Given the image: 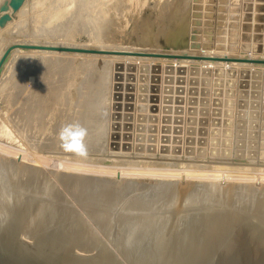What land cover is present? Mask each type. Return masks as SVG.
<instances>
[{
	"label": "rangeland",
	"instance_id": "1",
	"mask_svg": "<svg viewBox=\"0 0 264 264\" xmlns=\"http://www.w3.org/2000/svg\"><path fill=\"white\" fill-rule=\"evenodd\" d=\"M20 1L0 0V17L7 15L10 18L9 21L7 20L8 18L3 20L2 25H0V52L9 42L38 44L56 42L68 46L75 45L78 47L100 48L105 50L156 51L205 55L218 54L264 58V0H261V9H263L261 11L263 16L261 26L263 28L259 31V34L263 36L261 41L257 39L258 32L253 30V27L256 26V21L252 18L250 21H246L250 24L249 29L242 30L241 28V24L244 22L241 19L243 14L248 12L253 17L256 13L254 10L255 6L260 0H24L19 10L14 11L15 9L13 10L11 3L17 2L18 4ZM246 2H250L252 5L250 11H243V5ZM233 20L234 22H238L236 28L231 25ZM243 37L245 40H243ZM253 37H256L257 40L253 39ZM233 38H235V42L232 41ZM242 42L261 44L263 51L261 53H253L247 50L246 52L240 51L238 46ZM229 44H236L237 50H227V45ZM215 45L221 46L222 48L215 50ZM12 52L6 58L7 61L4 64L6 67L3 66L4 69L0 72V127L4 129H0V133H2V135L0 134V143H3L0 144V146L3 145L0 148L2 150L0 151L2 153H0V206L2 204V197L4 198L10 192L11 182L8 170L11 168L10 164L12 165L16 160L25 163L28 162L37 167L41 166L40 168L41 170L44 169V172L46 170L45 168H47L46 175H48L49 180L56 187L55 190L58 196L61 199L63 198V201L70 203L73 211H79L83 215H85V212L88 215L93 212L94 214L98 213L97 215L99 213L102 214L104 218L101 215H99L100 218H95L97 215L95 214V216L93 214L97 222L99 221L102 224L109 218L108 216H114L113 218H116L115 215H118V213L119 217L121 214L129 215V213L132 217L133 214L137 217H142V215L145 217V215L159 214L161 212V214H165V209L163 208L166 207L167 200L173 197L172 195L176 192L174 186L178 176L175 177L177 171L173 163L189 162L188 160L182 161L180 159L183 157L186 158L185 156L199 158L193 159L192 161L191 159L189 160L191 163L194 162L197 165L195 168V164L193 163V168H195L193 170L194 174L197 173L198 175L202 171L204 173L203 175L200 174L201 176L193 174V178L190 179L188 184L193 185L192 187L196 186V188L203 186L206 190L208 189V184L204 182L210 179V174L207 178L203 179L204 181L201 179L199 180L201 182H199L196 179H200L202 176L204 178L209 173L207 165L212 164V162H217V159L222 160V157H217V159H215L216 157L208 156L200 157L208 152L209 149L211 150L212 147L216 148L217 156H221L223 152H227V155H229L234 150L235 153L237 152V155L244 156L242 159L245 162L240 164H245L246 167H259L260 165L264 167V66H254L244 63L230 64L228 66V68L235 70V74L229 77L223 76L222 78L223 80L232 78L235 81L233 116L231 117L230 126H227L223 117H221L220 131L222 133L223 130L226 134L224 136L219 135L214 139L208 133L203 134L201 132L203 125L199 115L197 116V113L188 111L189 106L199 108L198 100L202 96L199 90L202 86L204 87L202 84H212L213 76L212 74L209 76L201 74L191 75L187 71V68L192 66V64H197L198 66H202L203 64L222 66L220 63L212 64L209 61H193L192 63L191 60L177 62L176 60L111 57L110 55L82 53H76L75 55L74 53L62 52L42 53L39 50L26 49H14ZM117 60L134 61L137 65L142 62L149 64L159 63L161 68L167 63L185 65V72L178 73L176 77L171 73V81L169 82L166 81L168 76L166 77L162 70L160 72L158 82L160 86L158 110L155 113L157 116L155 131L148 130V125L152 123L147 121L150 115L147 109L142 113L145 116L143 122L137 120V116L141 112L136 110L138 104L137 96L139 95L136 86L139 84V72L135 71V79L132 82L134 85L132 91L134 96L133 110L131 111L132 119L125 121L121 109V115L116 120L119 127H121L118 130L119 137L115 139L110 137L112 133L111 114L113 112L111 108L114 84L113 64ZM147 74L150 75V73ZM192 77L196 79L195 83L191 82ZM121 83L124 84V80ZM145 83L149 84V80H146ZM166 84L168 85L166 86ZM191 84H195L193 85L195 92L192 94L189 93ZM181 87L182 91H180ZM166 88L169 89L166 90ZM208 88L210 90L211 85H208ZM163 90L166 91L163 92ZM121 92L124 94L123 89H121ZM189 96L195 97L197 100L196 103H189ZM161 102H163V105ZM121 103L123 104L124 102L121 101ZM145 104L148 106L149 103L146 101ZM206 117L207 120L210 118L209 112ZM127 123L130 126L124 130L123 127L127 126ZM138 127L139 129H137ZM207 128H209L208 124ZM127 130L130 132L129 136H131V139L124 141L122 135ZM166 137V144L160 146L161 144L157 142ZM152 138H154V142L149 140ZM211 139L213 143H210ZM114 141L119 145L127 143L129 149L125 151H121V149H118L119 151L110 150L109 145ZM151 143H153V151L147 149L151 147V145H148ZM136 144L141 146V149L136 150ZM4 146L6 149L3 148ZM7 149L8 151H6ZM11 150H16L14 151L16 154L14 153L13 155V151ZM238 158L240 157L234 158L235 161L241 160V158ZM228 159L226 158L225 161H228ZM75 161L76 165H74ZM171 161L173 165L169 164ZM163 162L165 166H163ZM79 163L84 167L80 166L81 164L79 165ZM131 163L135 164L133 165ZM198 163L200 166H198ZM145 164H149V168H147V165L144 166ZM105 165H108V168ZM135 165L141 168L135 167ZM74 166L76 168L78 166V170ZM88 166H90L89 169ZM150 166H153L154 169H150ZM172 166L175 168L174 172L171 170L175 174L173 176L168 171ZM262 167L258 168L259 173H255L257 171L256 169L251 173V170H248L249 172L246 171L247 174L245 172V175L241 174L239 176L240 178L242 177L241 179H238L239 177L236 176L237 179L232 178L231 180H227L230 184H235L234 186L238 188V191L243 189L241 190L242 192L249 185L251 189L247 188L244 191L245 193L241 192V199L240 196H237L240 200H246L247 202L245 201V206L240 205L239 207V204H237L239 199L234 197L233 194L229 196L232 202L229 198L225 199L226 197H224L223 200L220 195L215 194L213 204H218L221 207L217 205V208H215L214 206V211L216 209L215 212L219 209L221 211L219 210L220 212L211 216V218L215 220L221 219L224 213L222 211L225 208H233L232 206L234 205L237 206H234L236 209L241 208V212H244V214L247 212H249L248 214L256 213L258 207L253 205V209H250L252 208V204H249L248 199L249 197H253L252 195H254L255 189H257L256 186L259 183L256 184V181L253 180H257L260 177L257 178L258 174L260 175L262 172L260 170ZM144 168H147V170ZM197 168H199V172H195ZM117 169L119 171L121 170L122 174L118 175L121 171L117 172ZM128 170L131 172L127 173ZM50 171H54L52 172L53 174ZM57 171L58 173L61 172L60 175ZM167 171L171 175H168ZM54 175L59 176H56L59 179ZM65 175L67 176L66 178H64ZM74 175H78V179L74 178ZM88 178L92 181L91 183ZM70 179H74L75 183H82V180H84V184L86 182L90 184L95 182V186L94 183L92 185L94 186L93 188L90 184L89 186L88 184L81 185L77 183L75 185L80 186V189L78 188L79 186L77 187L79 189L77 191V188L74 187L73 180ZM112 179L118 181L115 182ZM193 179L195 180L193 181ZM126 180L127 183H130L127 184ZM238 182L241 183L239 184ZM252 183L254 186L251 185ZM124 184L126 187L129 186L125 189ZM108 185L111 187V190H109ZM240 185L243 186L240 187ZM122 187L124 190L120 189ZM236 187L234 188L235 190ZM252 187L253 189L255 188L254 191ZM70 190H72V193L76 190L75 193L79 192V196H77V193V195L70 193L71 196L69 197L68 192ZM103 190H106L107 193ZM99 191L100 193H98ZM111 191L113 194H111ZM247 191H249L248 194H246ZM89 192L90 194H87ZM102 193L104 195H101ZM203 194L202 191L199 192L200 196ZM91 195L94 199L92 197L90 198ZM200 196L198 197L200 198ZM216 196H219V198ZM236 199H238L237 202ZM79 201L82 202L79 203ZM220 201H222V205ZM117 203L119 205L116 208ZM198 203L192 205L193 207L191 208L193 209H184L181 211L182 214L181 212L176 213L177 215L175 217L178 214L181 217V220L177 217L179 221H176L180 224L178 223L179 229L176 225V231L179 230L181 232L184 230L182 228H185V224L191 220L192 216L195 217L197 213L200 215V211L204 209V212L206 210L209 211L208 205L202 202L200 203L202 206ZM247 203L250 205L249 207L246 205ZM3 204L5 208L8 207V202L4 201ZM226 204L230 207H227ZM256 207L257 209L254 210ZM116 209L120 211L116 213ZM126 209L132 210L127 211ZM104 211L108 215H104ZM121 211L123 212L120 214ZM195 211L198 212L196 213ZM110 212H112V215H109ZM189 212L191 213L190 215L188 214ZM204 212H202V216L200 215L202 217L201 220L205 217L210 218L209 213L205 214ZM184 214L186 216H183ZM187 215L191 218L189 220L187 218L186 221L184 218ZM125 217L122 218L123 221ZM130 217V220L135 219V217L134 219ZM101 218L106 220L102 221ZM125 220L124 223H127L128 220ZM196 220L198 219L196 218L191 221L196 222ZM114 221L111 224L116 225L118 221L113 223ZM97 222L95 221V227L96 225L99 226ZM119 222L118 227L122 224L121 221ZM165 223L166 220L163 224L161 222L162 225H160L163 226ZM5 228L7 227H0V234L5 231ZM24 236L21 235L19 238L23 242H28V238H24ZM95 247L98 248V246L91 245L89 251L91 253L94 252ZM110 249L112 252H116L115 249L117 250L116 247H110ZM250 255H254L251 247Z\"/></svg>",
	"mask_w": 264,
	"mask_h": 264
},
{
	"label": "water",
	"instance_id": "2",
	"mask_svg": "<svg viewBox=\"0 0 264 264\" xmlns=\"http://www.w3.org/2000/svg\"><path fill=\"white\" fill-rule=\"evenodd\" d=\"M24 0L11 3L14 11L19 10ZM17 4V5H16ZM16 5V6H15ZM262 3L261 0L255 6L256 13L253 17L246 12L242 16L241 28L249 29L250 24L246 21H250L252 18L256 21V26L253 30L258 32V41L262 40L259 31L262 30L261 21L262 16ZM252 5L250 2H246L243 5V11H250ZM7 15L0 17V25L3 20L7 19ZM235 19V18H234ZM8 21L10 18L7 19ZM233 27L238 26V22L231 23ZM257 35V34H256ZM245 37V35H244ZM243 37V40H245ZM257 37V36H256ZM256 37L253 39L257 40ZM235 42V38L232 40ZM221 46L215 45L214 49H221ZM14 49H26V50H41V51H56L66 53H82V54H99V55H111L121 57H147V58H158V59H177V60H192V61H209L212 64H219L222 66H211L204 65L198 66L197 64L187 68V71L191 75L201 74L209 76L212 74V84H202L199 90L202 95L198 104L201 112L199 118L203 128L201 132L207 134L216 139L217 136H224L226 133L220 129L221 117L227 126L231 125V117L233 116V106L235 100V84L232 78H226L223 80V76L229 77L235 74V70L228 68L230 64H259L264 65V58L248 57V56H229V55H205V54H191V53H175V52H156V51H133V50H105L100 48H89V47H78V46H58V45H47L38 43H10L8 44L0 55V68L4 63L9 53ZM240 51H252L253 53H261L263 47L261 44H249L242 42L238 46ZM227 50H237L236 44L227 45ZM223 63V64H221ZM113 94H112V114H111V129L112 133L110 137L112 139L119 137V127L116 120L121 115V109L123 111V119L130 121L132 119L131 111L133 110V99L132 94L135 79V71L139 72V84L136 86L138 90L137 106L136 110L141 112L137 116V120L143 122L145 119L142 114L146 109L149 112L147 121L152 123L148 125V130L155 131L157 122V116L155 115L158 110L159 101V79L160 72L165 73L166 81H171V73L176 72L184 73L185 66H178L174 69L172 66H166L161 68L159 63H138L129 60H117L113 64ZM258 71V70H257ZM147 73H150L148 75ZM170 73V74H169ZM148 76V77H147ZM191 82H196V79L192 77ZM124 80V84L121 83ZM146 80H149V84H146ZM207 82V81H206ZM168 85V84H166ZM191 84L189 87V93L195 92L194 86ZM208 85H211L209 90ZM124 90V94L121 92ZM169 88H166V90ZM166 90H163L165 92ZM182 91V87L181 90ZM148 93V94H147ZM209 96V97H208ZM121 101L124 103L122 104ZM146 101L149 103L146 106ZM195 97L189 96V103H196ZM164 102V100H163ZM122 105V106H121ZM210 107V108H209ZM190 112L197 113V108L189 106ZM196 110V111H195ZM210 114V118L207 120L206 115ZM125 113V114H124ZM201 115V116H200ZM208 122V123H207ZM128 124V123H127ZM207 124L209 128H207ZM126 125V124H125ZM129 124L124 126L123 129L129 128ZM141 128V127H140ZM139 129V127L137 128ZM129 130L124 132L122 139L129 141ZM154 142V138L149 139ZM126 143V142H125ZM210 143H213L212 139ZM151 147L148 150L153 151V143L148 144ZM110 150H127L129 149L128 144H117L115 141L109 145ZM135 149H141L138 144L135 145ZM216 148L210 150L209 153L216 155ZM227 152H223L221 156L229 157ZM237 155V153H236ZM237 156H241L240 154ZM244 157V156H241ZM242 210L236 208H227L224 210L221 219L215 220L213 218H205L200 221H190L185 224L183 232H187L189 229H193L194 226L202 224L201 230L205 241L199 248L195 247L196 243L193 242H179L178 247L164 248L163 246L154 248L149 253H143L138 257L130 258L128 254H124L120 249H115L116 252L109 253L101 248H96L94 252H90V246H86L83 242L74 240L70 243L57 244L51 241H42V238L38 240L34 239L31 242H23L19 238V233L15 235L10 244L0 241V264H264V219L258 216L256 213L246 215ZM186 230V231H185ZM1 236V235H0ZM197 241L199 240L198 237ZM196 240V239H195ZM198 243V242H197ZM250 247L254 252V255H250ZM162 248H164L162 250Z\"/></svg>",
	"mask_w": 264,
	"mask_h": 264
},
{
	"label": "bare ground",
	"instance_id": "3",
	"mask_svg": "<svg viewBox=\"0 0 264 264\" xmlns=\"http://www.w3.org/2000/svg\"><path fill=\"white\" fill-rule=\"evenodd\" d=\"M33 42V41H32ZM10 43H16V42H9L8 44ZM25 43V42H24ZM7 44V45H8ZM35 44V43H34ZM47 44V43H46ZM51 45H60V46H68V45H65L63 43H56V42H50ZM50 44H47V45H50ZM63 44V45H62ZM72 44V43H71ZM6 45V46H7ZM5 46V47H6ZM73 46V45H71ZM75 46V45H74ZM81 47V46H80ZM4 50V48L2 49V51ZM2 51L0 52V55L2 53ZM25 51V50H24ZM30 52V51H29ZM37 52V51H35ZM39 52H42V53H52V52H56V51H41L39 50ZM11 53H13L11 51ZM61 53V52H60ZM62 53H66V52H62ZM72 54V53H71ZM76 53H74L75 55ZM111 56V55H110ZM113 57V56H111ZM116 57H121V56H116ZM249 57V56H248ZM9 58V57H8ZM136 58H139V57H136ZM141 58H147V57H141ZM121 59V58H119ZM148 59H153V60H158V58H148ZM161 60V59H160ZM162 60H167V61H173V60H176L177 62L179 61H183V60H177V59H162ZM7 60L5 59L4 63L2 64L1 68H0V72L2 71L3 66L5 64ZM175 61V62H176ZM186 61H190V60H186ZM191 62L193 63V61L191 60ZM196 62V61H195ZM194 62V63H195ZM198 63V62H197ZM196 65V64H194ZM205 65V64H204ZM207 65H210V64H207ZM252 65H259V64H252ZM166 66H172L174 69H176L178 66H185L183 64H173V63H167V64H164L163 65V68H166ZM203 66V65H202ZM214 66V65H213ZM229 66V65H228ZM261 67L264 66V65H260ZM6 67V65L4 66ZM201 67V65H200ZM241 69V68H240ZM175 75V77L177 76L176 72L172 73ZM177 79V78H176ZM168 83V82H166ZM167 86V85H166ZM86 92V91H85ZM46 102V101H45ZM162 105H163V102H161ZM180 107V106H179ZM39 110V109H38ZM45 110V109H44ZM196 111V110H195ZM201 112V109H197V116L199 115L198 112ZM199 112V113H200ZM196 114V113H195ZM201 116V115H200ZM34 118V117H32ZM38 124V123H37ZM0 129H2V127H0ZM4 130V129H2ZM2 135V133H0ZM4 136V135H3ZM167 136V135H166ZM158 141V140H157ZM166 141H167V137L161 141H158L157 143L161 144L160 146H164L166 144ZM6 143V142H4ZM156 143V144H157ZM0 144H3V143H0ZM5 145V144H4ZM3 146V145H1ZM0 146V148H1ZM8 146V145H7ZM6 146V147H7ZM157 146V145H156ZM5 148V146L3 147ZM6 149V148H5ZM16 149V148H15ZM10 150V149H9ZM18 150V149H17ZM2 151V150H0ZM4 151V150H3ZM8 151V149L6 150ZM13 151V150H11ZM16 151V150H14ZM12 152L13 155L15 152ZM19 151V150H18ZM17 151V154L19 153ZM23 151V150H22ZM113 151V150H112ZM116 151V150H114ZM119 151V150H118ZM121 151H125V150H121ZM31 152V151H30ZM233 153H231V155L229 157H223V156H217V155H213L211 153L206 152L204 155H201L200 157H204V156H208V157H216L215 159H217V157H222V160H218L217 159V162H212V164H209L207 165V169L209 168V173L207 174L206 171L204 178L200 177V179H196V181H199L202 179V181H204L203 179L207 178L208 175H209V180L204 183H207L208 184V189L206 190L205 188H203V186L201 187H198L196 188L195 187H192L193 185H190L188 184L190 182V179L193 178V174H194V169L196 168V163L195 164V168H193V163L190 162L189 159H191V161L193 159H199L197 157H192V156H185L186 158H180L182 161L183 160H188L189 162H176V163H173L172 164V161L171 163L169 162L170 165H173L175 168H176V173L177 175H175L174 172L175 171V168L170 167L171 169L168 170L171 172L172 176L173 174L176 176H178V179L176 180L175 182V194H173L168 201L167 205L165 208L164 211H165V214H151V215H148L144 217V215L136 217L134 216L133 214V217L128 214H126L127 216H131L133 219L135 217L134 220H130L129 217L126 218L127 216L126 215H122L121 213L123 211L120 212V214L122 216H126L125 219H127V223L124 221H126L122 218L121 215L120 218L118 215V209L116 213H118V215H115L116 218H113L112 216H108L107 220L106 219H102L103 220H106L105 223L103 222V224L99 221L97 222V220L95 218H100L99 215L102 216V214L99 213V215H96L93 213H91L90 215H88L87 212H85V215L81 214L79 211H73V208L71 206L70 203L66 202V201H63V198L61 199L59 196H58V193L57 191L55 190L56 187H54L53 183L49 180L48 178V175H46V170L48 171L47 168H45V172L43 170H41V166L40 167H37L36 165L34 164H31V163H25L23 161H20V160H16L14 163H12V165L10 164L11 168H9V177H10V182H11V189H10V192L8 193V195L6 194V196H4V198L2 197L1 199V206H0V227L4 226V227H7L5 228V231L4 232H1V236H0V241H3L4 243H7V244H10V242L12 241V239L15 237V235L17 233L21 234V235H25V237L28 238L29 241H32L34 239H41L42 238V241H51L53 243H57L58 245L59 244H64V243H70L74 240H78L80 242H83V244L87 245V246H98V248H101L100 250H104L103 248H106V251L109 253H111L110 251V247H116L117 249H120L124 254H129L130 258H133V257H138L139 255L143 254V253H149L151 252L154 248L160 246V247H164L166 249L168 248H172V247H178L179 246V242H193V243H196L194 246L197 248H199L200 245H202L205 241L204 237H202L203 235V230H201V226L202 224L199 223V225L197 226H194L193 229H189L187 232H183L184 230H182L181 232H179V230L176 231V225H177V228L179 229L178 225L179 224L177 223V217H179V214L177 217H175V215H177L176 213L177 212H181L183 211L184 209H193L191 207H193L192 205H196L198 203V200H199V203H205L206 205L209 206V211L206 210V212L203 211H200V215L202 216V212H204L205 214L209 213V216L210 215H215L216 213L218 214V212L221 211V209H219L217 212L214 211V206L215 208H217L216 206L218 205H215L213 204L214 203V197H215V194L216 195H220L221 198L223 199L224 197H226L225 199L229 198V200L231 201V198L229 197L230 195L233 194L234 197L238 198L237 196H240V199H241V190L243 189H239L240 191H238V188L236 186H234L235 184L233 183H229L227 180H231L232 178H236L239 177L241 174L243 175L246 171L249 172L248 170H251V172H253V170H257L255 171L258 172V168L259 167H262V165H260L259 167H255V166H252V167H246L245 164H240V163H244L245 160L242 159L241 156H237L235 151L233 150L232 151ZM1 153V152H0ZM5 153V152H3ZM8 153V152H7ZM2 154V153H1ZM6 154V153H5ZM16 154V153H15ZM21 154V152H20ZM33 154V153H32ZM108 154V153H107ZM19 155V154H18ZM24 155V154H23ZM110 155V154H109ZM21 156V155H20ZM33 156V155H32ZM36 156V155H35ZM190 157V158H189ZM237 157H240L241 160L239 161H235L234 158H237ZM2 158V157H1ZM4 158V157H3ZM17 158V157H16ZM21 158V157H20ZM25 158V157H24ZM46 158V157H45ZM175 158V157H174ZM223 158H229L228 161H223ZM238 158V159H240ZM23 159V158H22ZM220 159V158H219ZM231 159V161H230ZM1 160V159H0ZM44 160V159H43ZM48 160V159H47ZM35 161V160H34ZM195 161H198V160H195ZM230 161V162H229ZM175 162V161H174ZM210 162V161H208ZM41 163V162H40ZM49 163V162H48ZM76 165V161L74 162ZM122 163V162H121ZM45 164V163H44ZM70 164V163H69ZM68 164V165H69ZM72 164V163H71ZM81 163H79L80 165ZM88 164V163H87ZM133 164V163H131ZM135 164V163H134ZM133 164V165H134ZM166 164H168L166 162ZM199 164V163H198ZM43 165V164H42ZM49 165V164H48ZM47 165V166H48ZM52 165V164H51ZM54 165V164H53ZM67 165V163H66ZM78 165V164H77ZM129 165V164H128ZM147 165V168H149V164H145L144 166ZM169 165V166H170ZM7 166V165H6ZM9 166V167H10ZM46 166V165H45ZM46 166V167H47ZM64 166V165H63ZM82 167H84L82 164L80 165ZM98 166V165H97ZM100 166V165H99ZM108 166V165H107ZM106 165L105 167L108 168ZM131 166V165H130ZM139 167L138 165H135V167ZM163 166L164 165V162H163ZM167 166V165H166ZM200 166V164L198 165ZM2 167V166H1ZM49 167V166H48ZM53 167V166H52ZM65 167V166H64ZM63 167V169H64ZM71 167V166H70ZM75 167V166H74ZM73 167V168H74ZM87 167V166H86ZM90 166H88V169H89ZM102 167V166H101ZM143 167V166H142ZM162 167V166H161ZM202 167V166H201ZM201 167H199L201 169ZM3 168V167H2ZM6 168V167H5ZM67 168H69V166H67ZM72 168V169H73ZM76 168V167H75ZM74 168V169H75ZM78 168V166H77ZM76 168V169H77ZM105 168V169H106ZM110 168V167H109ZM115 168V167H114ZM129 168H132V167H129ZM141 168V167H139ZM147 168L145 170H147ZM154 167L150 166V169ZM167 168V167H166ZM197 168V171L195 172H199ZM203 168V167H202ZM84 169V168H83ZM86 169V168H85ZM92 169V168H91ZM101 169V168H100ZM104 169V167H103ZM111 169V168H110ZM120 169V168H119ZM119 169H117L118 171L117 172H120ZM143 169V168H142ZM159 169V168H158ZM164 169V168H163ZM174 169V170H173ZM178 169V170H177ZM1 170V169H0ZM50 170V169H49ZM53 170V169H52ZM78 170V169H77ZM99 170V169H97ZM107 170V169H106ZM123 170V169H122ZM165 170V169H164ZM162 170V171H164ZM260 170L262 171L260 173V175L258 174L257 176V180H253V181H256V184H257V189H253L254 191V195H252L253 197H249L248 199V202H250L249 204H252V208L250 209H253V205L254 206H257L256 208H254V210H256V214H258L259 217H261L262 219H264V167L260 168ZM3 171V170H2ZM89 171V170H88ZM103 171V170H102ZM101 171V172H102ZM115 171V170H114ZM125 171V169H124ZM129 171V170H128ZM127 173H130L131 171H129ZM161 171V170H160ZM167 171V172H168ZM201 171V170H200ZM51 172V171H50ZM49 172V173H50ZM54 172V171H52ZM51 172V173H52ZM69 172V171H68ZM87 172V171H85ZM109 172V171H108ZM116 172V171H115ZM133 172V171H132ZM166 172V173H167ZM247 172L245 174H247ZM5 173V172H4ZM58 173V171H57ZM61 173V172H60ZM60 173H58L60 175ZM63 173V172H62ZM90 173V172H89ZM98 173V172H97ZM126 173V172H125ZM134 173V172H133ZM136 173V172H135ZM165 173V172H163ZM249 173V174H250ZM53 174V173H52ZM57 174V175H58ZM67 174V173H66ZM102 174V173H101ZM117 174V173H116ZM122 174V171L120 173H118V175ZM169 172H168V175H171ZM203 175V171L198 173L199 176ZM244 174V175H245ZM56 175V176H57ZM105 175V173H104ZM194 175H197L194 174ZM197 175V176H198ZM55 176V175H54ZM55 176V177H56ZM63 176V175H62ZM75 176V175H74ZM73 176V177H74ZM86 176V175H85ZM130 176H132L130 174ZM134 176V175H133ZM196 176V178H197ZM255 176V175H254ZM59 177V176H57ZM56 177V178H57ZM67 176L65 175L64 178H66ZM77 176H75L74 178H77ZM89 177V176H88ZM91 177V176H90ZM113 177V176H112ZM126 177V176H125ZM124 177V178H125ZM136 177V176H135ZM154 177V176H153ZM245 178V176H243ZM87 178V177H86ZM96 178V177H95ZM98 178V177H97ZM100 178V177H99ZM121 178V177H120ZM129 178V177H128ZM195 178V177H194ZM242 178V177H241ZM240 177L238 179H241ZM256 178V177H255ZM59 179V178H57ZM57 179H54V180H57ZM78 179V178H77ZM89 179V178H88ZM87 179V180H88ZM92 179V178H91ZM65 181H67L66 179H63ZM70 180H73L74 182V179H70ZM69 180V181H70ZM98 180V179H97ZM109 180V179H108ZM113 180V179H112ZM122 180H123V177H122ZM121 180V182H122ZM157 180H160V179H157ZM195 179H193L194 181ZM252 180H249V181H252ZM68 181V182H69ZM76 181V180H75ZM78 181V180H77ZM81 181V180H79ZM83 182H77L79 184H84V180H82ZM115 181V180H113ZM112 181V182H113ZM118 181V180H116ZM115 181V182H116ZM150 181V180H149ZM169 181V180H168ZM238 181V180H236ZM243 181V180H241ZM247 181V179H246ZM248 181V182H249ZM54 182V181H53ZM89 182L91 183L92 181H90L89 179ZM161 182V181H160ZM163 182V180H162ZM169 182H172L171 180ZM173 182V184H174ZM201 182V181H199ZM228 182V183H227ZM74 182V185L77 184ZM88 182H86V184H90ZM94 183V186H95V182ZM90 184L91 186L93 185ZM103 183V182H102ZM106 183V182H105ZM118 183V182H117ZM116 183V184H117ZM126 183H127V180H126ZM130 183V182H129ZM127 183V184H129ZM164 183V182H163ZM203 183V182H202ZM239 183V182H238ZM241 183V182H240ZM239 183V184H240ZM59 184V183H58ZM84 184V185H86ZM97 184V183H96ZM104 184V183H103ZM108 184V183H106ZM113 184V183H112ZM110 184V185H112ZM120 184V183H119ZM250 184V183H249ZM255 184V183H254ZM73 185V186H74ZM87 185V186H88ZM89 185V186H90ZM105 185V184H104ZM114 185V184H113ZM123 185V184H121ZM159 185V184H158ZM166 185V184H164ZM172 185V184H171ZM252 186L253 183L251 184ZM4 186V185H3ZM79 186V185H78ZM78 186H74V187H78ZM92 186V188L94 187ZM99 186V185H98ZM106 186V185H105ZM129 186V185H128ZM127 186V187H128ZM169 186V185H168ZM173 186V185H172ZM190 186V188H189ZM239 186V185H237ZM243 186V185H240V187ZM248 186V187H247ZM246 186V189L244 191L247 190V188L249 189V185ZM9 187V185H8ZM58 187V186H57ZM62 187V186H61ZM84 187V186H83ZM109 187V185H108ZM124 187L125 189L127 188L124 184ZM236 187V191L234 188ZM245 187V186H244ZM75 188V189H76ZM80 189V186L78 187ZM77 188V191H79V189ZM82 188V187H81ZM101 188V187H100ZM103 188V186H102ZM111 187H109V190ZM161 188V187H160ZM165 188V187H164ZM171 188V187H170ZM74 189V188H72ZM86 189V188H85ZM105 189V188H104ZM117 189V188H116ZM115 189V190H116ZM120 189H123L120 188ZM204 189V191H203ZM251 189V188H250ZM82 190V189H81ZM87 190V189H86ZM108 190V189H107ZM124 190V189H123ZM158 190V189H157ZM164 190V189H163ZM172 190V189H171ZM174 190V189H173ZM206 190V192H205ZM72 190H70L69 193V197L71 196L70 193ZM76 191V190H75ZM75 191H73L75 193ZM104 191V190H103ZM113 191V190H112ZM111 191V194H113ZM118 191V190H116ZM170 191V190H169ZM203 192L204 194L203 195H199V192ZM236 191V192H235ZM242 192V193H245V192ZM252 191V192H253ZM81 192V191H80ZM93 192V191H92ZM106 192V190L104 191ZM115 192V191H114ZM120 192V191H118ZM163 192V191H162ZM173 192V191H171ZM249 191L246 192V194H248ZM67 193V195H68ZM72 193V195L74 194ZM77 194L79 192H76ZM75 193V195H77ZM86 193V192H85ZM94 193V192H93ZM100 193V191L98 192ZM107 193V192H106ZM105 193V195H106ZM87 194H90L87 193ZM162 194V193H161ZM201 194V193H200ZM75 195H74V198H75ZM101 195H104V193H102ZM158 195V194H157ZM79 196V194L77 195ZM100 196V195H99ZM109 196V195H108ZM113 196V195H111ZM110 196V197H111ZM115 196V195H114ZM117 196V195H116ZM139 196V195H138ZM143 196V195H142ZM155 196V195H154ZM200 196V198L198 197ZM81 197V196H80ZM79 197V198H80ZM84 197V196H82ZM89 198V196H87ZM93 198L94 197L91 195L90 198ZM102 197V196H101ZM219 198V196H216ZM234 197H232L234 199ZM96 198V197H95ZM107 198V196H106ZM146 198V197H145ZM217 198V199H218ZM244 198V197H243ZM252 198V199H251ZM8 199V201H7ZM86 199V198H85ZM101 199V198H100ZM109 199V198H108ZM107 199V200H108ZM125 199V198H124ZM151 199V197H150ZM236 199V202L237 200ZM238 201L237 204H239V207L240 205L241 206H245V201L244 200H240ZM246 199V198H244ZM84 200V199H83ZM89 200V199H88ZM92 200V199H90ZM98 200V198H97ZM95 199V201H97ZM146 200V199H145ZM155 200V199H154ZM221 200V199H219ZM217 200V201H219ZM224 200V199H223ZM250 200V201H249ZM6 201L8 202L7 204V208L4 207V204L3 202ZM86 201V200H85ZM212 201V203H211ZM227 202V200H225ZM82 202V201H79V203ZM120 202V201H119ZM123 202V201H122ZM147 202V200H146ZM184 202V203H182ZM210 202V204H209ZM215 202H216V199H215ZM222 201H220V204L222 205L221 203ZM232 202V201H231ZM235 202V201H233ZM235 202V204H236ZM241 202V203H240ZM247 202V201H246ZM115 203V202H114ZM154 203V202H153ZM228 203V202H227ZM92 204V203H91ZM95 204V203H94ZM98 204V203H97ZM100 204V203H99ZM116 204V203H115ZM122 204V203H121ZM230 204V203H229ZM236 204V205H237ZM84 205V204H83ZM88 205V203H87ZM108 205V204H107ZM119 203H117V206L116 208L118 207ZM202 205V204H200ZM205 205V206H206ZM232 205V204H231ZM248 207L250 205H248V203L246 204ZM91 206V205H89ZM146 206V205H145ZM148 206V204H147ZM190 206V207H189ZM203 206V205H202ZM204 206V207H205ZM219 207H221L220 205H218ZM227 206V204H226ZM229 206V205H228ZM227 206V207H228ZM235 206V205H234ZM232 206L233 208L237 207V206ZM93 207V206H92ZM195 207V206H194ZM211 207V208H210ZM223 207V206H222ZM230 207V206H229ZM238 207V208H239ZM88 208V207H87ZM100 208V207H99ZM103 208V207H102ZM202 208V207H201ZM225 208V207H224ZM75 209V208H74ZM112 209V208H111ZM200 209V208H199ZM227 209V208H225ZM245 209V207H244ZM249 209V211H250ZM81 210V209H80ZM89 210V209H88ZM106 210V209H104ZM127 211L128 210H132V209H126ZM125 210V212H126ZM240 210H242L240 208ZM253 210V211H254ZM83 211V210H82ZM98 211V210H97ZM103 211V210H102ZM114 211H115V208H114ZM139 211V210H138ZM186 211V210H185ZM191 211V210H190ZM73 212V213H72ZM92 212V211H91ZM100 212V211H99ZM109 212V211H108ZM135 212V211H134ZM196 213L198 211H195ZM224 212V211H222ZM104 215H106V211L103 212ZM114 213V212H113ZM128 213V212H127ZM244 213V212H243ZM249 212H247L246 214H248ZM255 213V212H253ZM96 216L94 218V215ZM112 215V212L109 213V215ZM115 214V213H114ZM142 214V213H141ZM144 214V213H143ZM182 214V212H181ZM186 214V213H185ZM183 215V216H186V215ZM189 215L191 214L190 212L188 213ZM83 215V216H82ZM93 217H92V216ZM108 215V214H107ZM193 215V213H192ZM195 215V213H194ZM200 215L197 213L195 217L192 216L189 217L187 215L186 218V221H187V218L189 220V218H191V220H195L196 218L200 219L201 221V218ZM220 215V213H219ZM250 215V214H249ZM85 216V217H84ZM118 216V218H117ZM181 216V215H180ZM183 216H182V219H183ZM208 216V215H206ZM103 217V216H102ZM106 217V216H105ZM130 217V218H131ZM104 218V217H103ZM111 218H112V221H121L122 224L120 227L119 226V223L117 222V227H115L116 225L115 224H111ZM131 218V219H132ZM181 217H179L178 219H180ZM206 218V217H205ZM204 218V219H205ZM209 218V217H207ZM122 219V220H121ZM183 219V221H184ZM97 222V224L99 226L96 225L95 227V221ZM100 220V219H99ZM166 220V223L165 225L161 226L163 224V222H165ZM177 220V221H176ZM181 220V219H180ZM190 220V221H191ZM111 221V222H110ZM115 221L113 223H115ZM189 221V222H190ZM162 222V224H161ZM197 222V221H196ZM101 224V225H100ZM161 224V225H160ZM175 224V225H174ZM161 226V227H160ZM181 229V228H180ZM182 229H185V228H182ZM186 231V230H185ZM178 232V233H177ZM21 235H19V237H21ZM198 237V241H197V238ZM26 238V239H27ZM196 239V240H195ZM23 241V240H22ZM198 242V243H197ZM110 246V247H109ZM162 248V250L164 249Z\"/></svg>",
	"mask_w": 264,
	"mask_h": 264
}]
</instances>
